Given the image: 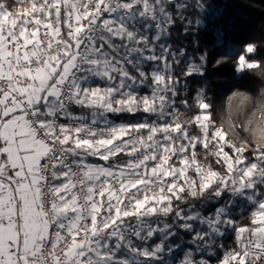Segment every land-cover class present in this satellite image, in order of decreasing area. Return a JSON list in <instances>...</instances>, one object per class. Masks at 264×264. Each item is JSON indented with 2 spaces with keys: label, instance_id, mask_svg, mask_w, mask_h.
I'll use <instances>...</instances> for the list:
<instances>
[{
  "label": "snow or ice",
  "instance_id": "snow-or-ice-1",
  "mask_svg": "<svg viewBox=\"0 0 264 264\" xmlns=\"http://www.w3.org/2000/svg\"><path fill=\"white\" fill-rule=\"evenodd\" d=\"M202 12L0 0V264H264V89L220 122L189 94L232 55L264 64L174 47Z\"/></svg>",
  "mask_w": 264,
  "mask_h": 264
},
{
  "label": "trees",
  "instance_id": "trees-1",
  "mask_svg": "<svg viewBox=\"0 0 264 264\" xmlns=\"http://www.w3.org/2000/svg\"><path fill=\"white\" fill-rule=\"evenodd\" d=\"M203 2L206 13L198 14L202 20L199 31L193 29L191 35L185 38L183 25L178 23L172 35L174 47L182 46L188 55L197 56L195 48L199 42L202 50L207 46V50L218 58L225 47L232 52H239L245 43H255L258 50L251 58L264 64V0ZM235 58L232 55L213 68L206 81L201 77L194 80L189 78V94L194 95L198 89L205 88L217 122L227 118L229 112L233 119H243L247 109L240 107V97L233 96V93L257 97L264 89V71L238 73ZM229 97H232L231 101Z\"/></svg>",
  "mask_w": 264,
  "mask_h": 264
}]
</instances>
